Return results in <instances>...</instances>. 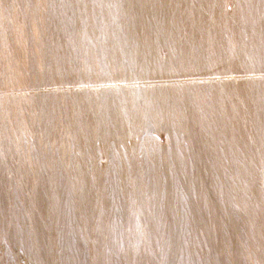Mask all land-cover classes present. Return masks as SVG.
<instances>
[{
  "label": "rangeland",
  "instance_id": "374dc122",
  "mask_svg": "<svg viewBox=\"0 0 264 264\" xmlns=\"http://www.w3.org/2000/svg\"><path fill=\"white\" fill-rule=\"evenodd\" d=\"M0 264H264V0H0Z\"/></svg>",
  "mask_w": 264,
  "mask_h": 264
}]
</instances>
